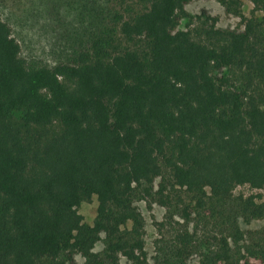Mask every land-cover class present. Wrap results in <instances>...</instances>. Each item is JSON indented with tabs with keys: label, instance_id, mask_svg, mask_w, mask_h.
Masks as SVG:
<instances>
[{
	"label": "trees",
	"instance_id": "trees-1",
	"mask_svg": "<svg viewBox=\"0 0 264 264\" xmlns=\"http://www.w3.org/2000/svg\"><path fill=\"white\" fill-rule=\"evenodd\" d=\"M191 1L115 0L89 48L54 67L27 63L0 16V264H150L141 200L185 223L154 264H189L195 219L216 234L200 264H264V230L238 224L264 219V196L226 210L236 187L264 189V21L184 30ZM94 196L90 225L78 207Z\"/></svg>",
	"mask_w": 264,
	"mask_h": 264
},
{
	"label": "rangeland",
	"instance_id": "rangeland-1",
	"mask_svg": "<svg viewBox=\"0 0 264 264\" xmlns=\"http://www.w3.org/2000/svg\"><path fill=\"white\" fill-rule=\"evenodd\" d=\"M136 7L139 8L135 5ZM237 8L238 14L228 12L219 0H193L184 8L192 18L183 19L180 28L185 30L191 23L192 27L201 25L197 17H202V20L214 17L217 19L216 27L236 31L244 30L246 22L250 19L264 21L263 12L257 9L251 0H238ZM118 9L122 8L116 5L115 0H0V16L18 41L21 56L31 65L49 67L69 62L76 52L87 50L90 39L104 25L110 23ZM177 194L182 196L185 204H189V196L183 191ZM256 194L264 196V189L254 190L247 185L236 187L226 207L227 213L236 214L234 204L241 197ZM135 205L145 220L146 250L150 257L149 263L154 264L153 259L158 248L168 243L178 230L185 227V223L180 217L166 220V208L156 202L141 200ZM97 209L98 200L94 196L78 207V213L82 215L85 223L93 225ZM205 216L211 217V212L206 210ZM197 222L198 219H195L187 225L196 238L189 264H200L207 253L216 247L213 226L204 223H198L197 226ZM159 223H165L164 227L159 228ZM238 224L247 235L264 230V219L246 221L238 217ZM103 247L104 244L99 242L95 251H100ZM69 264H85V259L76 255ZM121 264H127V260L122 258ZM250 264L262 263L251 259Z\"/></svg>",
	"mask_w": 264,
	"mask_h": 264
}]
</instances>
